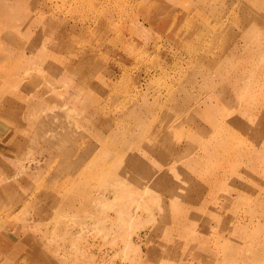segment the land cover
<instances>
[{
    "label": "rangeland",
    "instance_id": "1",
    "mask_svg": "<svg viewBox=\"0 0 264 264\" xmlns=\"http://www.w3.org/2000/svg\"><path fill=\"white\" fill-rule=\"evenodd\" d=\"M0 264H264V0H0Z\"/></svg>",
    "mask_w": 264,
    "mask_h": 264
}]
</instances>
